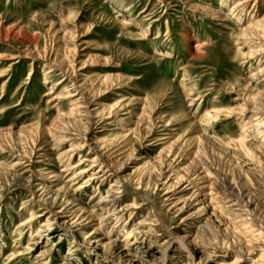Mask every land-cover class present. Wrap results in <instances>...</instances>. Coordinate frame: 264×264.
<instances>
[{
	"label": "rangeland",
	"instance_id": "rangeland-1",
	"mask_svg": "<svg viewBox=\"0 0 264 264\" xmlns=\"http://www.w3.org/2000/svg\"><path fill=\"white\" fill-rule=\"evenodd\" d=\"M258 69L264 0H0V264H264V234L247 252L227 209L229 194L264 226ZM57 114L90 138L70 161ZM91 163L103 176L85 184L74 173ZM44 183L83 204L117 188V202L57 213L80 205L50 208Z\"/></svg>",
	"mask_w": 264,
	"mask_h": 264
},
{
	"label": "bare ground",
	"instance_id": "bare-ground-1",
	"mask_svg": "<svg viewBox=\"0 0 264 264\" xmlns=\"http://www.w3.org/2000/svg\"><path fill=\"white\" fill-rule=\"evenodd\" d=\"M246 2H247V0H246ZM97 47H99V45H96L94 47V49L97 48ZM257 72H258V74L262 75V72H264V71H262V69H258ZM75 75L77 76V74H75ZM75 84H78V81L77 80H75ZM79 94L80 93H77V94H74V95H70L69 97L77 96ZM79 99H80V102H79V104H80L79 111L81 109H83L82 111H84L87 108V107H84L83 106L84 104H86V99L83 96H80ZM79 99L77 98V100H79ZM119 102H120V100H117L116 101V104L118 105ZM123 114H126V113H123ZM80 116L82 117V115H80ZM56 123H60L61 124V127L59 129H57V131L54 132V133H59V135H60V137L57 139L58 141L55 143V145L66 144V143H70L71 144L63 152V155H64L65 159H67V161H70V159H72L74 156L80 155L82 153L83 149H85L84 147H87V146L90 145V138L87 135L86 130L85 131H82L78 127V125H76V124H79L80 125V122H77V121L73 120V118H72V120L69 121V120L64 119L63 116H62V114H60V115L56 116V120H54V122L51 124V126H53ZM258 124H260V123H258ZM262 127H263V125H262ZM50 129L52 131V128H50ZM92 145H93V147L95 149V153H96L94 155V158H97L99 156L101 157L102 155H100V154L102 153L101 152V149L102 148H99L98 144H92ZM33 146H34V143H33ZM118 147H119V145H116L114 147L115 150L112 153H110L109 155L108 154L107 155L108 156H111L114 153H117L120 149L124 148V146H122L121 148H118ZM32 153L30 152V154H32ZM35 154L36 155L38 154L39 157H42V155L40 154V152H37ZM82 156L80 157V159H79V161L77 163L78 165L80 164V160H81ZM22 158L23 159L25 158L27 162H30L29 164L33 163L32 157H30V158H28V157H22ZM114 158H116V157L115 156H112L109 159L110 164H112V165L115 162L114 161ZM91 162H95V159H93ZM77 164H75L73 167L68 168L67 170H70L72 168L77 167L78 166ZM94 166H95L94 163H91L90 165H87L86 167H84L83 169H81L79 172L74 173V174H75V176L87 175V179L85 181V184H87L92 178L95 179V178H98L99 176L100 177L103 176V174L96 175L97 173H96V171H94ZM91 171H94V172H91ZM71 178H73V177H71ZM29 179L17 178V179H14V181L16 182L17 186L31 190L32 189L31 187H33L32 185H34V184H32L31 181H29ZM113 184H111V186H113ZM45 188H46V184L44 183L42 185L41 189H40L41 191L44 190V192H46L45 193V197L46 198H44L43 200H44V202L50 208H53L54 210H55V208L59 204H62V205H67V204L68 205H73L74 202H77L76 205H80V209H78V210L75 209L74 210L75 206H73L71 209H68L69 207H65V208L62 207V209L59 212H57V213H63V212L72 213V215H74L76 217L78 215L77 214V211H79V210L84 211V213H86V211L89 212V211H93V210L100 211V210L106 208L107 205L108 206H112L113 204H115L117 202V199L115 197V194H116L115 189H117V188H111L112 189L111 193H109L105 197H100L98 199H95L94 198L95 200H92L91 199V201H89L87 204L86 203L83 204L82 202H79V200H74V199L70 203L71 200H68V199L67 200H64V197H61V196H58V195H56V196H53V195L50 196L49 195L50 194V191H48V189H45ZM171 191L172 190L170 189L169 191H167V193H169ZM1 192H2V190H0V194H1ZM33 194H34V197H37L38 196L36 192H34ZM228 195H227V197H228L227 203L229 205L228 206L229 208L227 207V209L228 210L231 209L232 211H234L233 216L230 217L231 218V221H233L234 223L236 222V223H240V224L243 225V228L241 227V229H240V232L242 234V237L245 238V237L249 236V234H253L254 232H258V234H259L258 237H261L264 234V226L261 225L260 223L259 224H254V223L249 224V222H251V219L249 218L250 217V213H249V210L248 209H251L252 208L250 206V204L247 203V205L245 206V207H247V209L246 208H242V206L238 202L239 200L237 201L234 197H232L231 195H229V196ZM52 197H53V199L50 200ZM131 206H133V205L127 203V204H123V205H121L119 207L112 208L110 211H107V213L104 216V219L103 220H107V219L110 218V219H114V220L119 221L120 218L123 216V214L125 212H127L130 209ZM183 208L184 207L178 209V211L179 212L182 211ZM54 210H51V211L54 212ZM262 212L264 213V210ZM252 221L253 222H256V221H254V219H252ZM76 222L77 221L74 220L71 223V226L70 227H73V224L76 223ZM144 224H145V219L144 220H137L135 223L132 224V227L129 229V232H128L127 236H130V238L132 239L133 242L137 241V239H139L143 235V233L145 232V230L143 229V225ZM50 225H51L50 221H47L44 224L45 227H48ZM246 241L250 242L249 244H246L247 252L250 253L251 250L254 248V246L251 245V242H254L255 240H254V238L251 237L250 239H246ZM239 254H240V256H239L240 258H244V255H246V254H243V253H239ZM19 255H21V254H19Z\"/></svg>",
	"mask_w": 264,
	"mask_h": 264
}]
</instances>
